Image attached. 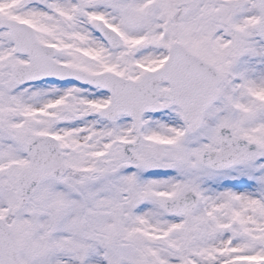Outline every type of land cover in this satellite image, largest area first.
Returning <instances> with one entry per match:
<instances>
[{
    "label": "snow or ice",
    "instance_id": "obj_1",
    "mask_svg": "<svg viewBox=\"0 0 264 264\" xmlns=\"http://www.w3.org/2000/svg\"><path fill=\"white\" fill-rule=\"evenodd\" d=\"M0 264H264V0H0Z\"/></svg>",
    "mask_w": 264,
    "mask_h": 264
}]
</instances>
